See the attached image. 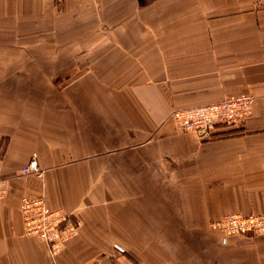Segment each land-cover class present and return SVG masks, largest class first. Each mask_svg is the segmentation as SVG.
I'll use <instances>...</instances> for the list:
<instances>
[{
    "label": "crops",
    "instance_id": "crops-1",
    "mask_svg": "<svg viewBox=\"0 0 264 264\" xmlns=\"http://www.w3.org/2000/svg\"><path fill=\"white\" fill-rule=\"evenodd\" d=\"M40 35L42 67L60 70L43 89L7 54ZM5 38L0 264H264V234L208 228L264 214V0H0ZM244 93L236 137L168 119ZM32 154L41 177L20 173ZM40 195L79 222L57 256L24 233L20 200Z\"/></svg>",
    "mask_w": 264,
    "mask_h": 264
},
{
    "label": "built area",
    "instance_id": "built-area-1",
    "mask_svg": "<svg viewBox=\"0 0 264 264\" xmlns=\"http://www.w3.org/2000/svg\"><path fill=\"white\" fill-rule=\"evenodd\" d=\"M253 102L252 96L239 95L224 97L214 104L177 111L176 125L180 130L197 132L202 138H208L218 127L242 128L252 115ZM20 173L40 175L34 156L21 168ZM5 185V179L0 178V199L5 196ZM19 210L24 233L43 241L52 255L77 234L76 225L69 223L62 212L50 209L40 197H22ZM237 219L235 217L227 224L229 234L252 229L264 231V216L255 217L249 222Z\"/></svg>",
    "mask_w": 264,
    "mask_h": 264
},
{
    "label": "rangeland",
    "instance_id": "rangeland-1",
    "mask_svg": "<svg viewBox=\"0 0 264 264\" xmlns=\"http://www.w3.org/2000/svg\"><path fill=\"white\" fill-rule=\"evenodd\" d=\"M55 1L59 5V0H55ZM44 40H45V38H44L43 35L30 36V37H28V36H21V37L20 36H15V38L12 39V42L15 44V54L7 53L8 55L14 56V59H15V72H22V75H20V76H33V77L38 78V83L39 84H37V87H40L41 89H43L44 87H47V88L50 87V84H49L50 78L54 77V74H50V71H52L53 73H58L60 71L59 69H52V70L49 71V70H45L42 67L43 64H44L45 56H48V57L50 56V53L45 54L44 49H43L44 44L45 43L47 45L51 44L50 40H47L45 42H44ZM7 41L10 42L11 38H9V39L5 38L3 41H0V45L5 44ZM8 46H11V45H8ZM27 49H32V51L28 53ZM8 60H11V57ZM28 62H31V65L28 66L27 65ZM32 62L34 63V65H33ZM4 71H8V70H4ZM4 76H5V74H4ZM22 87H26V85H23ZM239 95H250V96H252L254 98V102H255V97L252 94H250V93H244V94H239ZM239 95H235V96H239ZM224 97H232V96H224ZM224 97H222V98H224ZM254 102H253V104H254ZM211 104H214V103H211ZM204 105H210V104H204ZM198 106H200V105H198ZM193 107H195V106H193ZM188 108H192V107H188ZM188 108H172V110H171V112L169 114L168 119L172 122L174 128L179 133L193 132V133L197 134L201 140H204V141H217V140H224V139L236 137L237 134H239V132L241 131L240 127L239 128L218 127V128H215V131L208 138H202L200 136V134H198L197 132L180 130V129L177 128V125H176V117H175L176 116V112L177 111H181V110H186ZM252 112H253V110H252ZM245 125H244V127H245ZM242 130H244V129H242ZM32 156H34L35 160H36V155L32 154L30 159L32 158ZM37 168L39 170L40 175H35V174L34 175L38 176V177H41L42 174H43V171L38 167V165H37ZM0 178L1 179H5V178H3L1 176V166H0ZM5 181H6V179H5ZM5 189H6V185H5ZM38 197L42 198L45 201L46 205L48 206V204L46 202V199H45V197L43 195H40ZM38 197H35V198H38ZM28 198H30V197H28ZM50 209H52V208H50ZM52 210H57V211L62 212L66 216V219H67V221L69 223L76 225L77 234H78L79 222L77 220L72 219L68 214H66L65 212H63L60 209H52ZM258 216H264V214L229 213L227 215H224L219 220L210 221L208 223V228L211 229V230L214 229V230L220 231L223 235H230V236L231 235L259 236V235L264 234V231L256 232V231H253V229H252L250 231L243 232V233H241V232H233V233L229 234L228 233V226H227V224L235 217H238V219H237L238 221H240V219H242V220H244L246 222H249L251 219H253V218L255 219V217H258ZM77 234H76V236H77ZM60 252H61V250L57 251L56 255H53V256H57Z\"/></svg>",
    "mask_w": 264,
    "mask_h": 264
},
{
    "label": "bare ground",
    "instance_id": "bare-ground-1",
    "mask_svg": "<svg viewBox=\"0 0 264 264\" xmlns=\"http://www.w3.org/2000/svg\"><path fill=\"white\" fill-rule=\"evenodd\" d=\"M201 106V105H200Z\"/></svg>",
    "mask_w": 264,
    "mask_h": 264
}]
</instances>
